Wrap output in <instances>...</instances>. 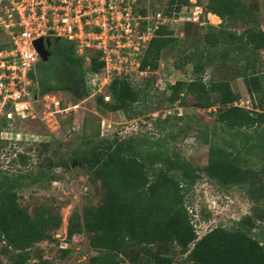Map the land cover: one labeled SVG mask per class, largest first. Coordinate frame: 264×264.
<instances>
[{
    "label": "trees",
    "instance_id": "trees-1",
    "mask_svg": "<svg viewBox=\"0 0 264 264\" xmlns=\"http://www.w3.org/2000/svg\"><path fill=\"white\" fill-rule=\"evenodd\" d=\"M170 4L178 13L182 5H190L189 0H171ZM206 11L222 23L200 28L201 33L192 40L175 38L168 27L159 24L139 56V71H157L163 52L171 47L182 51V64L177 67L191 63L196 73L214 66L216 73L227 70L232 74L210 83L202 77L177 81L169 85L167 101L184 104L185 97L191 95L200 108L216 109L211 137L206 141L208 164L202 172L221 187L246 189L256 205L255 213L231 228L217 227L199 238L187 207V195L196 181L189 163L168 156L167 150L148 139L94 145L86 141L71 153V161L87 170L101 192V201L69 215L66 238L61 243L67 246L60 247L63 256L72 253L69 242L84 234L96 253L84 264H175L178 255L185 256L183 264H264V231L255 233L258 222L264 221V157L261 162L250 160L253 153H264V30L252 25L255 9L244 0H208ZM139 12L144 17L148 14L145 9ZM64 41L52 63L40 61L31 73L34 84L41 86L39 96L53 90H67L74 100L88 96L89 75L105 69L99 53H92L87 61L78 55L74 44ZM65 72L68 83L49 85L57 73L65 76ZM234 79L244 81L252 108L239 104L242 96L232 86ZM153 86L154 82L148 81L137 88L127 76L117 75L107 88L111 101L97 95V105L136 119L145 114L137 106L146 101ZM95 136H100L99 129ZM52 141L41 140V144L47 147ZM2 142L0 139V145ZM16 158L20 163L28 160L21 153ZM64 161L62 158L58 164L63 166ZM51 173L49 167L35 176L0 172V264H5L2 255L12 264H57L58 259H45L41 250L35 253L34 249L57 235L63 217L45 205L31 214L28 207L20 205L17 192L26 186L25 180H52Z\"/></svg>",
    "mask_w": 264,
    "mask_h": 264
},
{
    "label": "rangeland",
    "instance_id": "rangeland-1",
    "mask_svg": "<svg viewBox=\"0 0 264 264\" xmlns=\"http://www.w3.org/2000/svg\"><path fill=\"white\" fill-rule=\"evenodd\" d=\"M133 5L139 14L142 9L148 12V20L152 31L159 24L165 25L179 39L186 37L196 38L200 28L208 24L219 26L222 20L215 19L207 13L208 0H189L190 5L181 6L178 13L176 6L171 8V0H135ZM179 1V0H177ZM252 9H255L256 22L252 25L264 30V0H244ZM161 13V19L156 14ZM147 39V38H146ZM149 40V39H148ZM192 49V47H190ZM264 60V50L261 51ZM179 48H167L162 54L160 67L154 72H140L128 69L127 77L132 84L139 88L148 81L154 86L145 102L139 104L138 110L145 114L136 119H128L123 112H109L97 105V95H86L82 98H73L67 90H53L50 92L62 102L63 105L72 103L80 107L70 115L63 117L62 128L52 135L53 141L45 147L41 139H51L49 133L37 122L23 120L6 129L8 139L0 145V172L7 175H37L43 167L52 170L51 179L44 178L36 183L25 180L26 186L17 189L20 205L28 207L33 214L40 205H45L63 217L68 218L75 210H81L85 205H98L101 201V192L95 186L87 170L78 164L73 167L71 153L84 143L94 145L95 142L110 144L115 141L149 140L158 143L162 150H167L168 156L180 157L192 166L196 181L187 195V207L192 214L193 224L199 238L217 227L231 228L242 218L253 215L256 205L250 199L246 189L240 186L221 187L209 180L202 169L207 166L209 158V145L206 143L211 137L210 128L215 124L216 109H202L189 95L185 97L184 104L179 102L171 105L167 98L170 95L169 85L177 81L189 82L202 77L210 83L211 80L221 79L222 75L233 77L231 73L220 71L216 73L214 66L207 67L204 72L196 73L194 64H182ZM134 57L132 54L128 60ZM126 76V75H124ZM89 77H92L89 75ZM242 99L239 104L252 108V103L242 79L231 81ZM62 85L65 84L61 83ZM106 102V101H105ZM102 122H105L102 126ZM110 126V127H109ZM103 127V128H102ZM206 127H208L206 129ZM100 131V136L95 133ZM26 154L25 163L16 161L17 155ZM263 152L253 153L250 156L252 163L261 162ZM64 158L67 169H63L60 160ZM254 161V162H253ZM255 233L264 231V221L258 222ZM66 223L61 226L60 238L39 243L34 249L35 253L41 250L45 259L56 258L57 264H84L96 253L90 249L86 235L75 236L70 247L72 253L62 255L60 247L64 236ZM37 251V252H36ZM1 252V244H0ZM34 253V255H35ZM185 256L178 255L175 264H183ZM1 260L5 264H12L4 255ZM30 261L28 264H33ZM128 264V263H127Z\"/></svg>",
    "mask_w": 264,
    "mask_h": 264
},
{
    "label": "built area",
    "instance_id": "built-area-1",
    "mask_svg": "<svg viewBox=\"0 0 264 264\" xmlns=\"http://www.w3.org/2000/svg\"><path fill=\"white\" fill-rule=\"evenodd\" d=\"M135 2L0 0L1 140L8 139V127L23 120L41 124L52 139V135L61 129L62 118L80 107L72 103L63 105L56 95L39 96L36 92L31 73L41 61L34 45L39 39H64L74 44L78 55L87 61L92 53H99L105 69L101 74L89 77L87 85L90 94H100L106 102L111 101L107 88L112 79L117 75L127 76L129 68L139 71V56L157 29L154 27L152 31L148 15L144 17L135 11ZM155 16L161 19L162 15L157 13ZM130 54L134 57L128 60ZM102 123L104 126L105 122ZM64 221L65 239L67 218ZM60 232L56 238L62 236Z\"/></svg>",
    "mask_w": 264,
    "mask_h": 264
},
{
    "label": "flooded vegetation",
    "instance_id": "flooded-vegetation-1",
    "mask_svg": "<svg viewBox=\"0 0 264 264\" xmlns=\"http://www.w3.org/2000/svg\"><path fill=\"white\" fill-rule=\"evenodd\" d=\"M45 41H46V45H47V47L51 53L50 59L47 63H49V62L52 63V60H54L57 57V55L60 54L61 47H63L66 43H65L64 39L56 38V37H48L45 39ZM68 76L69 75L67 74V72H65V76H63V75L61 76L60 73H57L56 77L54 76L56 80L51 79V81L49 82V85L51 84L52 85L51 87H55V85H57V87H59L61 85L60 83H62L61 79L63 80V83H68L69 82ZM40 87H41L40 84H38L36 86V92L39 91ZM66 166H67L66 161H64L63 166H62L64 170L67 169Z\"/></svg>",
    "mask_w": 264,
    "mask_h": 264
},
{
    "label": "water",
    "instance_id": "water-1",
    "mask_svg": "<svg viewBox=\"0 0 264 264\" xmlns=\"http://www.w3.org/2000/svg\"><path fill=\"white\" fill-rule=\"evenodd\" d=\"M35 48L38 51L40 55V59L42 62L47 63L50 59L51 53L46 45L45 39H39L35 43ZM88 92H90V88H88ZM75 164H78L77 162H73V167H75ZM79 165V164H78ZM80 166V165H79Z\"/></svg>",
    "mask_w": 264,
    "mask_h": 264
}]
</instances>
